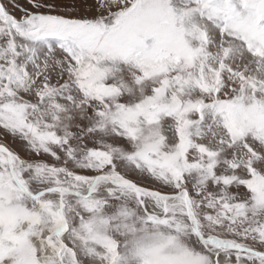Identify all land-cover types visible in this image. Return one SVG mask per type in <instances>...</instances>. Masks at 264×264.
Segmentation results:
<instances>
[{
    "label": "snow or ice",
    "instance_id": "obj_1",
    "mask_svg": "<svg viewBox=\"0 0 264 264\" xmlns=\"http://www.w3.org/2000/svg\"><path fill=\"white\" fill-rule=\"evenodd\" d=\"M0 264H264V0H0Z\"/></svg>",
    "mask_w": 264,
    "mask_h": 264
}]
</instances>
